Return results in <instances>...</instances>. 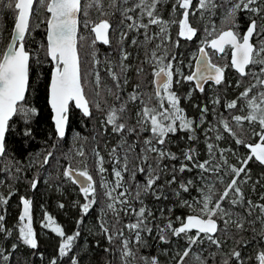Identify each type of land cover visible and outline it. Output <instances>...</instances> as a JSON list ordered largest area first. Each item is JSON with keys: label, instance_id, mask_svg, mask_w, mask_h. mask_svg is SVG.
Wrapping results in <instances>:
<instances>
[{"label": "snow or ice", "instance_id": "1", "mask_svg": "<svg viewBox=\"0 0 264 264\" xmlns=\"http://www.w3.org/2000/svg\"><path fill=\"white\" fill-rule=\"evenodd\" d=\"M221 8L226 27H205L201 39L192 18ZM0 9L12 16L7 43L0 46V161L8 157L10 137L33 139L40 109L29 96L39 93L37 82L46 89L55 139L66 137L74 106L84 117H91L93 108L101 112L102 134L115 141L109 146L105 139L106 156L98 144L87 152L81 145L60 158L45 150L24 168L15 157L4 164L0 184L8 182V173L18 181L29 168L46 171L55 161L57 187L71 184L78 190L73 206L80 217L71 234L43 210L41 227L59 238L47 264H82L78 253L86 242L81 226L98 206V234L108 242L103 249L108 264H160L158 256L140 254L145 237L161 244L183 241L172 253L164 250L173 264H264V192L250 198L264 184L253 180L249 167H264V0H107V7L105 0H0ZM238 13L250 14L243 32L237 29ZM38 30L43 31L39 42L34 35ZM197 40L191 55L176 51L181 41ZM97 45L106 50L103 59ZM228 72L236 78L230 80ZM129 73L137 77L130 91ZM184 85L188 88L182 96ZM206 86L215 89L212 107L193 104L196 114L190 116L182 100L205 94ZM229 87L237 90L231 97L219 94ZM200 134L203 157L191 143L179 156L168 147L173 137L194 143ZM193 170L192 178L181 175ZM40 182L39 174L34 175L28 187L35 191ZM172 185L175 204L187 213L174 216L172 208L147 207L146 197L167 200L165 190ZM13 195L9 187L6 195L0 194V205ZM19 204L12 228L0 212V241L12 240L0 244L2 264H10L21 245L34 253L39 248L33 200L21 195ZM249 229L253 236L246 240L242 233ZM228 239L234 246L225 250ZM249 245L254 251L245 257ZM39 257L43 260V253Z\"/></svg>", "mask_w": 264, "mask_h": 264}, {"label": "trees", "instance_id": "2", "mask_svg": "<svg viewBox=\"0 0 264 264\" xmlns=\"http://www.w3.org/2000/svg\"><path fill=\"white\" fill-rule=\"evenodd\" d=\"M222 2L226 3V0H222ZM105 7H107V0H105ZM224 13L225 9L221 8L216 11L214 14L209 15L208 18H202L201 20H197V18H192L193 23L196 27L200 29L199 34L204 35L203 29L205 27L211 28L214 24L217 30L224 29L226 27L227 22L224 21ZM93 18H95L96 13H92ZM165 17L168 16V12L164 11ZM249 13H238L237 14V22H239V29L243 32L245 25L247 23V17ZM259 20V18H257ZM263 23V21L261 22ZM12 28V16L9 11L0 9V46H3L7 43L8 34ZM36 40L39 42L43 37V31L38 30L35 34ZM198 46L197 41L194 42H185L181 41V47L176 51L184 54L185 57L189 56V53L192 50H195ZM100 49V57L103 59L105 54V48L102 45H97ZM133 66H135V60H133ZM48 70V66L45 65V71ZM104 76V73H101ZM226 75L230 80H234L236 78L235 73L228 72ZM105 82H110L107 80V77H104ZM130 83L127 87V90H131L132 84L135 83L137 77L134 73H129ZM40 83L39 93L35 91L29 96V101L33 106H36L40 109V115L37 117V121L34 122L33 125V139L30 141H23L21 137L18 135H14L10 137L7 141L9 152L8 157L5 160L0 161V177H4L5 173L3 171L4 164L7 160L15 157L16 160L21 161L20 167L24 168L27 166V162L29 159L35 158L37 154L43 153L45 150H53L56 153L57 158H60L64 154H72L73 147L69 144L68 138L71 134L77 135V143L84 146L85 151H89L93 146L99 145L102 149H104L103 154H107V148L104 147L105 139H107L109 146L115 143L114 139L111 136H106L103 133L101 120L102 113L95 112L92 109L93 115L91 117H84L82 112H80L75 107H71L70 109V124H69V133L64 139H55L54 138V124L52 120V112L50 107L47 105V97H46V89L42 82ZM36 87V83L33 84V88ZM184 90V91H183ZM180 94L183 96L186 92V88L183 86L179 89ZM237 90L229 87L225 90L220 91V95L231 97ZM215 93V89L212 91H208V86H206L205 94L194 93L192 99L182 100V106H184L188 114L190 116H195L196 110L192 107L193 104L196 103H208L209 108H211L210 99L213 97ZM205 96L208 99H205ZM211 119V116H210ZM183 136V134H180ZM200 140L198 142H188L186 138L181 139L179 137H173L172 143L168 146L171 148L173 152L180 155V152L191 143V146L194 147L198 153H200L201 157L205 155V145L203 141V134H200ZM55 143L58 145V148L52 149L51 145ZM223 145V144H222ZM231 146V145H227ZM241 153H243V149H238ZM31 154V155H30ZM233 162L234 159H233ZM249 167L252 170V178L253 180L260 179L262 184H264V167H261L258 163H250ZM39 174L41 178V182L38 185L37 189L33 191L28 187V180L31 179L32 176ZM22 178L17 180L11 179V173H8L6 179L7 183L0 184V194H7L9 187H12L15 190V195L11 197L7 205H0V212L5 215L6 226L12 228L17 221V217L21 211V206L19 204V197L21 195L32 197L33 200V212H34V224L33 227L37 232L38 244L39 248L34 253V250H31L23 245H21L16 253L15 259L10 262V264H47L48 259L55 255L57 244L59 242V238L52 233L48 229H43L41 227V218L43 214V210H46L49 214H51L56 222L61 225L66 232L71 234L76 230V221L80 217L79 210L74 207V201L80 198L78 190L72 186L71 184H64L63 186L57 187L58 181L56 180L57 176V166L55 161H53V167L48 168L46 171L44 170H36L29 168L27 172L22 173ZM184 177L190 178L196 175V170H193L192 173H183L181 174ZM27 177V179L23 177ZM138 180L142 179V177H138ZM246 188L248 186H245ZM176 185H172L171 188L166 189L165 192L168 195L167 200L156 201L151 196L145 198V204L148 208L156 210L159 208H172L173 215H182L187 213V209L180 208L175 204L176 197L172 195V189H175ZM102 191V190H101ZM185 197H190L188 193L183 194ZM196 192L192 191L191 196H195ZM250 198L255 199V197L250 193ZM59 203H64L65 207L63 209L58 207ZM103 201H101L102 205ZM100 207H95L94 210L89 214L86 220L89 217L94 218L96 221L100 218V214L98 212ZM157 221L156 223H160L161 219L159 217V213H157ZM127 220V217L124 218ZM85 220V221H86ZM89 226L85 227L83 224L82 227V237L81 240L86 242L82 243L81 251L78 255L83 257L82 264H106L108 263L110 257L109 254L104 252L103 249L109 247L107 240L103 238L100 234H93V223L91 221L88 222ZM257 231H259L260 225L257 222L255 225ZM155 233V229H154ZM242 236L246 240H250L253 236V232L251 229L249 231L242 233ZM240 237L237 236L236 239ZM259 237H257L258 239ZM147 244L144 247L140 248V254L143 256L155 255L159 257L160 264H168L166 255L163 254V250L165 247L170 246V244H161L158 243L152 237H145ZM12 242L11 238L7 241H0V244H10ZM97 242H99V246H97ZM234 246L233 240L228 239V241L224 244V249H230ZM214 250V249H210ZM254 245H249L244 249L243 254L245 257L253 254ZM39 253H43L44 259L41 260L39 257ZM2 264V262H0ZM114 264H118V262L114 261Z\"/></svg>", "mask_w": 264, "mask_h": 264}, {"label": "rangeland", "instance_id": "3", "mask_svg": "<svg viewBox=\"0 0 264 264\" xmlns=\"http://www.w3.org/2000/svg\"><path fill=\"white\" fill-rule=\"evenodd\" d=\"M208 16L209 15H205L204 16V18L205 17H207L208 18ZM197 20H201V18H197ZM263 23H264V21H263ZM239 22H237V29L240 31V32H242L240 29H239ZM12 29V28H11ZM10 32H11V30H10ZM9 32V33H10ZM199 36H200V38L201 39H203V34H199ZM197 43L199 44V41L197 40ZM196 50V49H195ZM195 50H192L190 53H189V55H191L192 53H194L195 52ZM184 87L186 88V90H187V88H188V85H184ZM213 90V87H209L208 86V91H212ZM184 91V90H183ZM93 110L95 111V112H98L95 108H93ZM77 141H78V139H77V135L76 134H71V135H69V138H68V142H69V144L70 145H72V147H73V152H74V150L75 149H77V148H79L81 145L79 144V143H77ZM222 146H227V145H222ZM70 155V154H69ZM97 180H99V177L97 176V177H95ZM190 178H192V177H190ZM102 190V189H101ZM260 192H264V188H261V187H257V192L256 193H251L254 197H255V199H258V193H260ZM29 197V196H28ZM29 198H31L32 199V197H29ZM185 198H189L190 199V197H185ZM98 210H100V209H98ZM98 214H101L100 213V211L98 212ZM33 217H34V212H33ZM89 221H91V223H93L94 225H93V231L91 230V233H93V234H97L98 233V223H97V221L94 219V218H92V217H89L86 221H85V227H86V229H87V227L89 226V224H88V222ZM177 243H183V241H175V239H174V241H173V243L172 244H170V246H168V247H165V249H167L168 250V252L169 253H172V250L173 249H175L176 248V246H177ZM164 249V250H165ZM164 250H163V254L164 255H166V258H167V262H168V264H173V262H172V260H171V258H170V255L169 254H165V252H164Z\"/></svg>", "mask_w": 264, "mask_h": 264}, {"label": "water", "instance_id": "4", "mask_svg": "<svg viewBox=\"0 0 264 264\" xmlns=\"http://www.w3.org/2000/svg\"><path fill=\"white\" fill-rule=\"evenodd\" d=\"M74 107V106H73ZM70 109H71V107H70ZM79 110V109H78ZM80 112H81V110H79ZM70 112V111H69ZM52 115H53V113H52ZM68 116H69V120H68V125H67V130H66V136L68 135V132H69V124H70V115L68 114ZM106 264H108V263H106Z\"/></svg>", "mask_w": 264, "mask_h": 264}, {"label": "flooded vegetation", "instance_id": "5", "mask_svg": "<svg viewBox=\"0 0 264 264\" xmlns=\"http://www.w3.org/2000/svg\"><path fill=\"white\" fill-rule=\"evenodd\" d=\"M69 133V132H68Z\"/></svg>", "mask_w": 264, "mask_h": 264}]
</instances>
